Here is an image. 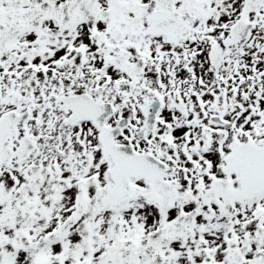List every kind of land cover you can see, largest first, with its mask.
Instances as JSON below:
<instances>
[{
    "label": "snow or ice",
    "instance_id": "obj_1",
    "mask_svg": "<svg viewBox=\"0 0 264 264\" xmlns=\"http://www.w3.org/2000/svg\"><path fill=\"white\" fill-rule=\"evenodd\" d=\"M0 264H264V0H0Z\"/></svg>",
    "mask_w": 264,
    "mask_h": 264
}]
</instances>
